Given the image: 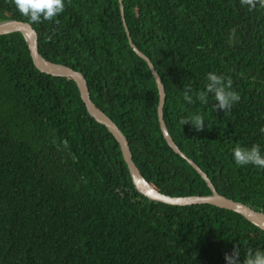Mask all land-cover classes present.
<instances>
[{"label":"trees","instance_id":"1","mask_svg":"<svg viewBox=\"0 0 264 264\" xmlns=\"http://www.w3.org/2000/svg\"><path fill=\"white\" fill-rule=\"evenodd\" d=\"M122 8L133 45L160 78L162 122L176 148L219 195L264 213V170L237 167L230 153L234 144L264 146V9L240 0H122ZM9 20L31 24L44 60L81 73L153 188L211 194L163 137L157 85L129 45L119 0H65L39 23L0 0V22ZM209 71L239 93L230 108L214 109L211 94L195 100ZM197 112L201 130L180 124ZM233 247L242 259L264 248V232L233 211L141 195L76 83L37 70L19 32L0 35V264H224Z\"/></svg>","mask_w":264,"mask_h":264},{"label":"water","instance_id":"2","mask_svg":"<svg viewBox=\"0 0 264 264\" xmlns=\"http://www.w3.org/2000/svg\"><path fill=\"white\" fill-rule=\"evenodd\" d=\"M120 3V10L121 16L123 21V26L128 37V42L130 47L133 51L142 58L150 68L154 80L157 85L158 93H159V105H158V119L160 121V127L162 130V134L168 145L180 155L182 158H185L187 162L200 174L203 180L206 182L207 186L209 187L211 194L206 196H167L155 188H153L140 174L139 170L135 166L134 162L131 158V152L126 141V138L123 136L121 131L115 125V123L105 115L103 111L98 109L95 104L91 101L89 97V91L87 89V85L85 82L84 77L81 75L80 72L73 70L72 68L51 63L44 60L40 54L38 53V46H37V33L33 29L30 23L23 22V21H16V20H9V21H1L0 22V35L9 34L12 32H19L25 39L29 55L31 57L32 63L37 70L42 73L51 75V76H59V77H68L71 78L77 85L79 90L80 98L85 105L86 111L95 121L99 124H102L106 127V129L111 133V135L116 140L120 152L122 155V159L127 167L129 176L131 178V182L137 192L141 195L146 197L147 199L159 202L171 206H189V205H197V204H209L216 206L218 208H222L225 210L233 211L247 221L258 227L260 230L264 232V213L261 211H255L250 207L244 205L243 203L234 201L232 199H228L222 195H219L216 190L213 188L211 182L207 178L206 174L203 173L200 168L195 165L191 160L187 159L174 145L173 141L171 140L170 136L168 135L164 124L162 122V106L165 99L164 89L161 84L160 78L155 71L153 65L150 61L141 53L139 52L136 47L133 45L129 33L126 27V24L123 19V8H122V0H119Z\"/></svg>","mask_w":264,"mask_h":264},{"label":"clouds","instance_id":"3","mask_svg":"<svg viewBox=\"0 0 264 264\" xmlns=\"http://www.w3.org/2000/svg\"><path fill=\"white\" fill-rule=\"evenodd\" d=\"M11 4L18 13L27 17L34 23L53 20L65 8V0H11ZM242 6L246 5L249 10L258 6L264 9V0H240ZM206 83L202 90H197L195 100L200 103H207V96L214 97L213 108L225 110L240 100L239 93L231 88V82L222 74L209 71L205 74ZM188 103H193L191 96L186 97ZM204 119L200 113H193L187 117H181L180 124L189 122L190 125L199 131L204 126ZM259 131L264 133V126ZM231 160L237 167L251 165L257 170H264V146L259 143L234 144L231 149ZM239 251L233 247L231 253L224 254V264H264V248L249 249L242 259H238Z\"/></svg>","mask_w":264,"mask_h":264}]
</instances>
